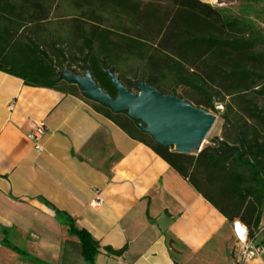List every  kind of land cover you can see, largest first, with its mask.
<instances>
[{
    "label": "trees",
    "instance_id": "trees-1",
    "mask_svg": "<svg viewBox=\"0 0 264 264\" xmlns=\"http://www.w3.org/2000/svg\"><path fill=\"white\" fill-rule=\"evenodd\" d=\"M0 72L80 98L264 246V237L254 238L264 215V35L250 20L200 0H0ZM61 72L90 76L112 99L118 93L111 77L132 94L148 85L205 113L228 98L220 134L196 155L174 151L140 120L90 98ZM46 204L76 239L85 264H95L101 250L115 257L126 252V246L101 247L70 215ZM3 245L25 256L7 237Z\"/></svg>",
    "mask_w": 264,
    "mask_h": 264
},
{
    "label": "crops",
    "instance_id": "crops-1",
    "mask_svg": "<svg viewBox=\"0 0 264 264\" xmlns=\"http://www.w3.org/2000/svg\"><path fill=\"white\" fill-rule=\"evenodd\" d=\"M39 124L42 152L27 137ZM46 202L101 247H127L95 264H234L231 223L150 148L80 98L0 72V264H85Z\"/></svg>",
    "mask_w": 264,
    "mask_h": 264
},
{
    "label": "water",
    "instance_id": "water-1",
    "mask_svg": "<svg viewBox=\"0 0 264 264\" xmlns=\"http://www.w3.org/2000/svg\"><path fill=\"white\" fill-rule=\"evenodd\" d=\"M70 79L77 81L90 98L109 106L116 112L127 111L131 118L140 120L145 125L144 130L156 142L165 146L185 143L187 139L204 141L215 122V119L208 116L204 111L193 108L173 97H164L148 85H141V92L139 94H132L123 88L116 79L111 77L118 93L117 98L112 99L103 94L88 75L86 79L99 89V94L94 90H89L88 92L87 87L79 80L81 78ZM82 79L84 80V78ZM143 86L154 91L160 101L156 103L148 102L143 104L144 107H142L136 98L141 96ZM149 127H151V130L148 129ZM181 152L186 153V150H182Z\"/></svg>",
    "mask_w": 264,
    "mask_h": 264
},
{
    "label": "rangeland",
    "instance_id": "rangeland-1",
    "mask_svg": "<svg viewBox=\"0 0 264 264\" xmlns=\"http://www.w3.org/2000/svg\"><path fill=\"white\" fill-rule=\"evenodd\" d=\"M143 1L148 2L150 0H143ZM217 1L218 2L214 4V8L231 13L237 16L238 18L250 20L254 24L255 28L264 35V0H217ZM66 12H69L67 8L60 11L61 14ZM73 69L76 70L78 73H81V71L78 68L73 67ZM60 74L67 76L68 78H74L72 75H70L67 72H61ZM79 80L82 83H84V80L87 79L85 77L84 80L82 78ZM179 91L180 94H182V96L188 99L195 98L194 95L190 92L182 91V90ZM227 101L228 98H226L224 102L215 103L214 104L215 112L209 111L208 113H206L208 114V116L213 117L215 119V122L212 128L210 129L208 135L206 136L205 143L203 145L201 144L200 141L196 139H192L189 143H179L172 145V150L177 152L186 150L187 154L196 155L199 152V150L209 145L215 137H218L215 136V134L218 128H220L221 131L222 120L220 119L221 112H218L216 107L219 105H223L225 108V104ZM256 233L259 234L260 237H264V218Z\"/></svg>",
    "mask_w": 264,
    "mask_h": 264
},
{
    "label": "built area",
    "instance_id": "built-area-1",
    "mask_svg": "<svg viewBox=\"0 0 264 264\" xmlns=\"http://www.w3.org/2000/svg\"><path fill=\"white\" fill-rule=\"evenodd\" d=\"M219 112L223 111V106L216 107ZM46 134V130L42 124L37 125L28 135V139L33 145V148L37 152H42V140ZM101 204V200L97 197L90 203L91 207H98ZM230 231L232 235V259L234 264H251V262L258 256L264 254V246L257 245L249 236L248 228L239 220L231 222ZM259 234H256L254 238H257Z\"/></svg>",
    "mask_w": 264,
    "mask_h": 264
},
{
    "label": "bare ground",
    "instance_id": "bare-ground-1",
    "mask_svg": "<svg viewBox=\"0 0 264 264\" xmlns=\"http://www.w3.org/2000/svg\"><path fill=\"white\" fill-rule=\"evenodd\" d=\"M84 86L87 87V91L89 92V90H94L96 93H100L99 89L94 87L92 82L89 80H85L84 81ZM138 100V102L141 104L142 107L143 104H146L148 102H158L160 101L159 97L157 94L154 93V91L148 89L147 87L143 86L142 89V93L141 96H139L138 98H136ZM149 130H151V127L148 128ZM192 139H187V141L185 143H189ZM205 143L204 141H201V144L203 145Z\"/></svg>",
    "mask_w": 264,
    "mask_h": 264
}]
</instances>
